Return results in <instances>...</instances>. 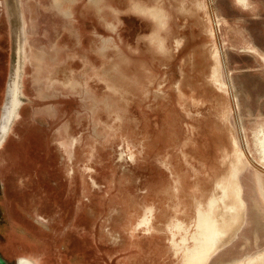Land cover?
I'll use <instances>...</instances> for the list:
<instances>
[{
	"label": "rangeland",
	"instance_id": "374dc122",
	"mask_svg": "<svg viewBox=\"0 0 264 264\" xmlns=\"http://www.w3.org/2000/svg\"><path fill=\"white\" fill-rule=\"evenodd\" d=\"M0 139V264H264V0H0Z\"/></svg>",
	"mask_w": 264,
	"mask_h": 264
},
{
	"label": "bare ground",
	"instance_id": "6f19581e",
	"mask_svg": "<svg viewBox=\"0 0 264 264\" xmlns=\"http://www.w3.org/2000/svg\"><path fill=\"white\" fill-rule=\"evenodd\" d=\"M2 142L3 140L0 139V145ZM260 145L262 146V152L264 155L263 140H260ZM237 200L239 204L240 202L245 203L244 198L240 195V191L238 192ZM214 202L215 201L211 202V206ZM221 233L222 232L218 229L217 221L212 212L199 210L196 222V231L192 235L194 246L192 248H187L184 264H206L212 253L217 249V237Z\"/></svg>",
	"mask_w": 264,
	"mask_h": 264
}]
</instances>
